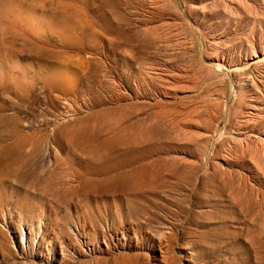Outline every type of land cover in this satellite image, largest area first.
Returning <instances> with one entry per match:
<instances>
[{
  "label": "rangeland",
  "instance_id": "rangeland-1",
  "mask_svg": "<svg viewBox=\"0 0 264 264\" xmlns=\"http://www.w3.org/2000/svg\"><path fill=\"white\" fill-rule=\"evenodd\" d=\"M121 123L139 192H82ZM0 264H264V0H0Z\"/></svg>",
  "mask_w": 264,
  "mask_h": 264
},
{
  "label": "bare ground",
  "instance_id": "bare-ground-1",
  "mask_svg": "<svg viewBox=\"0 0 264 264\" xmlns=\"http://www.w3.org/2000/svg\"><path fill=\"white\" fill-rule=\"evenodd\" d=\"M122 125L121 123L115 128L100 129L92 131L91 134H77L69 137V149H78L88 154V159L82 164L86 171L84 174L95 177L92 180L89 178L85 180L87 178L85 175L77 174V178L83 179L80 189L82 192L99 195L110 192H133L134 194L139 192L140 183L138 181H140L141 174L137 168H133L138 163L133 155L149 152L148 148H139L140 144L147 141V137L140 134L137 124H128L125 128ZM18 146L21 144L19 143ZM3 221L7 226L12 220L4 218ZM23 240H25L22 243L24 245L28 246L31 243L28 238ZM22 252L26 255L25 249Z\"/></svg>",
  "mask_w": 264,
  "mask_h": 264
}]
</instances>
